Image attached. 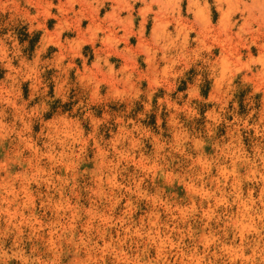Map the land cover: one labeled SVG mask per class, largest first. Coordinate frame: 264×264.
Instances as JSON below:
<instances>
[{"label":"rangeland","instance_id":"obj_1","mask_svg":"<svg viewBox=\"0 0 264 264\" xmlns=\"http://www.w3.org/2000/svg\"><path fill=\"white\" fill-rule=\"evenodd\" d=\"M0 264H264V0H0Z\"/></svg>","mask_w":264,"mask_h":264},{"label":"bare ground","instance_id":"obj_2","mask_svg":"<svg viewBox=\"0 0 264 264\" xmlns=\"http://www.w3.org/2000/svg\"><path fill=\"white\" fill-rule=\"evenodd\" d=\"M10 214V213H9Z\"/></svg>","mask_w":264,"mask_h":264}]
</instances>
